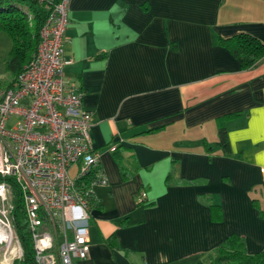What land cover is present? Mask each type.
I'll return each instance as SVG.
<instances>
[{
  "label": "crops",
  "instance_id": "crops-1",
  "mask_svg": "<svg viewBox=\"0 0 264 264\" xmlns=\"http://www.w3.org/2000/svg\"><path fill=\"white\" fill-rule=\"evenodd\" d=\"M67 15L63 78L91 114L92 176L107 181L73 264H217L231 234L264 253V57L241 70L216 44H264V0H70Z\"/></svg>",
  "mask_w": 264,
  "mask_h": 264
},
{
  "label": "built area",
  "instance_id": "built-area-1",
  "mask_svg": "<svg viewBox=\"0 0 264 264\" xmlns=\"http://www.w3.org/2000/svg\"><path fill=\"white\" fill-rule=\"evenodd\" d=\"M36 1L47 11L37 52L14 87L0 89V177L20 189L35 264H73L88 256L89 199L107 181L91 175L99 163L91 146V114L82 94L63 78L70 0ZM144 198L141 193L138 201ZM12 199L10 183H0V207L9 217ZM7 219L0 220L7 233L0 244L7 254L12 245L18 248L13 264L22 249Z\"/></svg>",
  "mask_w": 264,
  "mask_h": 264
},
{
  "label": "trees",
  "instance_id": "trees-1",
  "mask_svg": "<svg viewBox=\"0 0 264 264\" xmlns=\"http://www.w3.org/2000/svg\"><path fill=\"white\" fill-rule=\"evenodd\" d=\"M18 9L23 13L15 11ZM46 16L47 11L44 5L39 4L36 0H0V33H4L11 44L3 66L5 72L14 78L8 86L3 85V89L14 87L16 77L36 54L39 44V32ZM216 44L226 49L238 61L241 70L249 69L256 61L264 57V44L248 34H238L224 39L217 38ZM237 115L239 114H228L218 120V145L224 152H228L230 149L224 123ZM207 150H209V147ZM2 182H9L11 185L13 209L10 218L22 248V257L15 260L13 264H35L20 189L10 179L0 177V183ZM91 201L92 197L89 199L90 207L92 205ZM220 211L219 205H210L213 221L218 222L222 219ZM259 216L264 218L262 212H259ZM213 254L216 257L217 264H264V253L249 255L243 241L236 234H231L225 238Z\"/></svg>",
  "mask_w": 264,
  "mask_h": 264
},
{
  "label": "rangeland",
  "instance_id": "rangeland-1",
  "mask_svg": "<svg viewBox=\"0 0 264 264\" xmlns=\"http://www.w3.org/2000/svg\"><path fill=\"white\" fill-rule=\"evenodd\" d=\"M15 11H18L19 13H23L20 9L15 10ZM9 44H10L9 38L5 34L0 33V89H2L3 85L8 86L11 80L14 79L13 77L9 75V73L5 72L4 66H3L4 59L6 58L7 53H8ZM14 122H15V119H11L8 125L12 126ZM5 218H8L9 220H11V218L7 214V208L5 207L4 209H2L0 207V220L5 221ZM6 235L7 233L5 232L4 227L0 222V242L1 240H4L3 238H6ZM3 246H5V244H2L0 246V264H11L12 261L14 260V257L17 253L18 248L15 245H12L11 248L8 250V254H7L5 253L6 249L4 251Z\"/></svg>",
  "mask_w": 264,
  "mask_h": 264
},
{
  "label": "bare ground",
  "instance_id": "bare-ground-1",
  "mask_svg": "<svg viewBox=\"0 0 264 264\" xmlns=\"http://www.w3.org/2000/svg\"><path fill=\"white\" fill-rule=\"evenodd\" d=\"M2 235V234H1ZM5 263V262H4Z\"/></svg>",
  "mask_w": 264,
  "mask_h": 264
}]
</instances>
